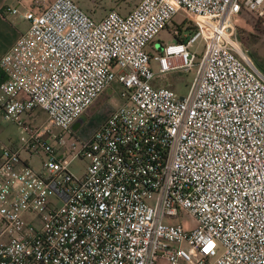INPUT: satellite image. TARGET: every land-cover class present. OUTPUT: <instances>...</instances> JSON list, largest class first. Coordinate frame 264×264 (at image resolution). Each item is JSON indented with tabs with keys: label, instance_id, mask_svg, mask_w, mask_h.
<instances>
[{
	"label": "built area",
	"instance_id": "1",
	"mask_svg": "<svg viewBox=\"0 0 264 264\" xmlns=\"http://www.w3.org/2000/svg\"><path fill=\"white\" fill-rule=\"evenodd\" d=\"M33 2L0 57V122L16 129L0 138V264H264V74L233 24L264 0H138L99 18ZM177 13L193 30L153 54ZM173 70L193 71L184 94L157 77ZM113 81L120 102L77 136ZM22 150L44 155L39 170Z\"/></svg>",
	"mask_w": 264,
	"mask_h": 264
},
{
	"label": "rangeland",
	"instance_id": "2",
	"mask_svg": "<svg viewBox=\"0 0 264 264\" xmlns=\"http://www.w3.org/2000/svg\"><path fill=\"white\" fill-rule=\"evenodd\" d=\"M81 7L85 10L92 9L91 14L95 17H100L104 14L109 8H116L121 11H127L130 9L134 3L138 0H76ZM245 10V9H244ZM248 10V9H246ZM249 11V10H248ZM233 24L235 30L238 34V37L242 41L244 47L248 49V52L259 68V70L264 74V15L257 16L251 12L241 11L234 16ZM180 27L183 33H189L193 30L192 25L184 19V17L177 13L173 15L171 21L167 26H165L161 31L156 35L154 39V47L151 49L152 53L155 54L159 51L162 44L173 42L176 40L175 35L172 32V28ZM203 39L198 38L192 45V49L195 50L198 54L201 53L203 48ZM198 56V55H197ZM199 56L197 57V59ZM151 67L157 72V62L152 57ZM161 83L168 84L171 86L179 95L184 94L187 91L188 85L193 77V71H180L173 70L164 75L159 74L157 76ZM112 91L102 93L98 99L92 103L88 109L80 117L79 125L75 130V134L82 138L86 137L92 128L100 121L118 102H120V97L118 95V84L116 81H113L110 85ZM33 122L40 124L46 121V114L42 109H35L33 114L28 117ZM1 126L4 127L2 137L7 134L10 137H16L15 125L5 119L1 120ZM51 132L58 134L63 132V135L68 140L74 139V136H69L66 131H62V128L59 126H52L50 128ZM1 137V138H2ZM4 138V137H3ZM48 140L57 144V140L48 135ZM21 156L27 158L29 163L37 170L41 168L40 161L44 156L42 153L33 152L27 153L26 151H21ZM86 162L84 159H76L71 164V169L78 175H81L82 170ZM25 217L28 219H36V213L29 212Z\"/></svg>",
	"mask_w": 264,
	"mask_h": 264
},
{
	"label": "crops",
	"instance_id": "3",
	"mask_svg": "<svg viewBox=\"0 0 264 264\" xmlns=\"http://www.w3.org/2000/svg\"><path fill=\"white\" fill-rule=\"evenodd\" d=\"M41 1H43V3H47L51 0H41ZM10 6H17L19 11L15 12V13L10 12L8 10V7H10ZM27 8H32L34 10H38L39 8H41V5L37 6L33 2V0H22L21 2H18L17 0H0V57L12 45V43L15 41L17 36L20 33L24 32L26 30V28L28 27V20L25 19L21 15V13ZM244 11H246V10H244V9L241 10V13H243ZM121 12L124 13L126 11H121ZM246 12H248V11H246ZM93 17H95V16H93ZM95 18H99V17H95ZM237 37H238V34H237ZM238 39H239L240 45L246 50L247 55L252 60V58L248 52V49L246 47H244V45L242 44V41L240 40L239 37H238ZM252 62L254 63L253 60H252ZM100 121H98V123ZM79 122H80V118L72 124L71 128L76 129L79 125ZM3 131H4V127L1 126V122H0V138L2 137ZM3 137H2V139L6 140V141L12 140L13 145L16 144L14 138L8 136V134H7V137L6 136H3Z\"/></svg>",
	"mask_w": 264,
	"mask_h": 264
},
{
	"label": "trees",
	"instance_id": "4",
	"mask_svg": "<svg viewBox=\"0 0 264 264\" xmlns=\"http://www.w3.org/2000/svg\"><path fill=\"white\" fill-rule=\"evenodd\" d=\"M246 10V9H245ZM89 14H91V12H92V9H87L86 10ZM246 11H248V10H246ZM248 12H251V13H253L254 15H256L254 12H252L251 10H249ZM258 16V15H257ZM2 77H3V72H2V70L0 69V80L2 79Z\"/></svg>",
	"mask_w": 264,
	"mask_h": 264
},
{
	"label": "water",
	"instance_id": "5",
	"mask_svg": "<svg viewBox=\"0 0 264 264\" xmlns=\"http://www.w3.org/2000/svg\"><path fill=\"white\" fill-rule=\"evenodd\" d=\"M77 121V120H76Z\"/></svg>",
	"mask_w": 264,
	"mask_h": 264
}]
</instances>
